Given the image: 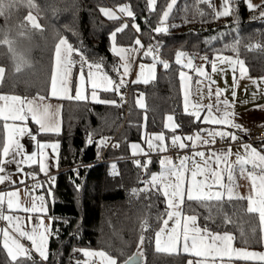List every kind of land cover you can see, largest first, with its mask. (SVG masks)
Wrapping results in <instances>:
<instances>
[{"label": "trees", "instance_id": "16d2710c", "mask_svg": "<svg viewBox=\"0 0 264 264\" xmlns=\"http://www.w3.org/2000/svg\"><path fill=\"white\" fill-rule=\"evenodd\" d=\"M168 1L156 0L154 10L150 11L146 0H33L34 9H29L24 0L18 8L5 9V15L0 16V40L7 35L13 40L16 52L23 53L28 60L17 72L8 45L0 44V66L6 70L0 81V93L22 97L46 95L53 49L61 35L80 48L90 62L101 63L99 70L116 81L120 75L116 68L120 73V67L110 51L108 37L122 24L126 27L116 33V44L131 46L137 37L146 47L161 43L160 54L169 62L167 69L158 66L153 81L143 85L131 83L126 115L119 106V96L113 91L101 95L116 100L115 105L64 102L62 131L56 136L60 142L59 172L52 182L43 179L39 188L52 218L48 258L46 261L34 258L36 264H74L81 261L80 249L104 251L123 261L137 251L142 234L140 224L144 219L150 227L143 232L141 264H185L183 255L154 249L155 231L167 212L163 195L155 189L136 194L132 190L143 189L144 182L158 165L156 159H150L147 171L138 168L128 157V146L140 140L143 128L149 134L162 131L163 116L169 112L180 125L178 131L189 132L199 127L198 122L190 123L181 109L178 51L183 53L182 57L202 56L209 60L219 53L238 58L251 76L264 75V16L261 15L264 3L250 10L243 0H230V14L218 18L211 2L177 0L168 21L181 25L165 33H156L153 29L160 22ZM105 5L116 8L127 5L135 18L122 14L117 20L105 19L100 13ZM29 11L37 16L42 25L40 30L33 29L24 19ZM133 24L138 25L140 31ZM20 31L27 35L20 36ZM237 39L238 44L235 43ZM233 46L237 51H233ZM70 61L74 71L89 69L87 64L81 65L75 52ZM136 92L143 95L144 109L136 106ZM89 136L92 143H88ZM106 136H115L118 147L105 151L104 159L108 161L95 164L103 152L101 138ZM1 140L0 125V147ZM112 164L115 169L110 167ZM182 211L197 215L200 227L208 226L212 232H230L237 246L260 247L258 219L246 211L243 200L206 201L204 204L186 200ZM225 215L231 222H224ZM19 260L25 261V258ZM0 264H13L1 249ZM25 264H32V261H25Z\"/></svg>", "mask_w": 264, "mask_h": 264}, {"label": "snow or ice", "instance_id": "6c2138e0", "mask_svg": "<svg viewBox=\"0 0 264 264\" xmlns=\"http://www.w3.org/2000/svg\"><path fill=\"white\" fill-rule=\"evenodd\" d=\"M24 0H0V16L5 15V9H13L18 8ZM228 0H222L221 10L216 12L215 15L217 17L221 15H229L230 8L225 7V4ZM27 6L29 9H34L36 5L33 3V0H26ZM247 7L251 10L254 5L245 0ZM175 4V0H170L167 4L166 9L163 11L162 15L160 16V25L164 24V21L167 19L170 10L172 9L173 5ZM147 7L149 10H154L155 7V0H148ZM209 7H212L209 4ZM118 11L124 15L129 17H134V13L131 11L130 7L127 5H120L118 6ZM100 12L106 16L108 19H117L115 12L108 8H100ZM264 16V12L261 13ZM24 19L31 25L33 29L40 30L42 25L38 22L37 16L33 15L32 11H29L28 15L24 17ZM24 26L21 25V28ZM126 25H121L120 27L115 28L114 31L109 33V41H110V51L113 55L118 56L120 61L123 62V75L117 82L114 78L107 75L106 73H101L99 78L97 79L96 73L93 72V69L99 70L102 67V64L99 62L93 63L90 62L87 56L81 51L80 48L74 47L66 37L59 36L58 41L55 44V55H54V62L52 64L51 70V91L50 95L52 97L57 98H64L67 97L68 99H76L81 100L87 99L86 95L82 94L81 91V84L80 79L77 80L76 89H75V96L69 95V88L66 82L67 78V64L71 61L68 57L72 53H76L80 57L81 65L87 64L89 68V73L87 80L91 84L93 88L92 92V99L98 100L97 93L95 91L96 88L100 87L103 88L104 91H113L116 95L120 96V88L124 85L125 80L123 76H127L129 72V64H128V53L129 49L123 48L116 44V33L123 30ZM133 27L140 31L139 26L133 24ZM155 32L159 33L161 31H167L166 27L157 26L153 29ZM20 36H26L27 33L24 31L19 32ZM215 39V37H213ZM236 44L239 43L237 39ZM0 44L8 45L9 51L13 54V59L16 61L15 70L19 72L22 67H24L27 63V57L23 53H17L14 47V42L10 39L7 35L4 39L0 40ZM136 45H141V41L137 38L135 40ZM131 51H138V49H132ZM233 51H237L235 46H233ZM144 55H152L153 63L151 65H141V68H147L148 72L145 75V79L143 80L144 83H147V77L154 75L156 63L160 62L163 64V67L167 69L169 64L167 61H159V58L154 55L152 51L151 45L148 49L144 50ZM183 53L177 52L176 53V63L181 64ZM205 59H207L205 57ZM216 59H219L221 63H228L233 67V71H235V66L239 65V71L241 75H245L247 69L245 68L244 62L239 60L238 58L233 57H222L217 56ZM184 67L191 68L192 63L191 60L188 61ZM115 67V66H114ZM216 64L215 60L213 61V70L215 71ZM5 68L0 66V81L3 80L5 74ZM116 71L119 73V68H116ZM195 71L199 74L206 75L203 72L202 68H196ZM142 73H137V79L132 81L133 83L140 82ZM181 78V91L184 90V79L185 73L183 71L180 72ZM264 79V78H262ZM200 83V81H197ZM210 85L215 83L214 81L209 82ZM236 78H233V86H235ZM224 90L217 88L215 91L216 96V103L213 105L209 103L207 106L200 105V104H191L189 103V97L185 94L184 97V113L190 118V123H203L208 125H219L221 127L209 129V128H199L196 133L187 136H180L173 134L171 137L172 143L174 146H177L181 149L185 148L187 145L185 141L191 142L193 148L197 146L198 143L207 145L209 143H214V137L219 136L222 139L225 137H230L232 141L237 140V135L232 132L228 131L227 129H242V126L238 123H235L232 119L234 113L229 111V101L227 99L221 100V95ZM209 95L211 96L212 93L209 91ZM235 91L232 92L233 98L235 97ZM41 100L44 98L41 97ZM0 119L5 121L3 125V145L2 149H0V173H4L6 170V165L9 163H15L17 165V171H21L20 164L27 163L28 161H32L33 157L37 155L36 152H32L31 154L25 153L20 160H17L16 157L20 156L22 152L25 151V146L21 143V137L27 135L32 140H36V132L39 133H59L60 126L58 121L52 119L53 113L50 112L52 108L51 105L48 104H40L36 103L32 100H26V98H22L17 95H6L0 94ZM100 103L104 104H117V101L114 99H104L98 100ZM137 104L140 106V100H137ZM221 104L223 108H221ZM207 108L205 112L204 109ZM58 111V109H57ZM204 113L201 115V113ZM219 113V115H217ZM31 117L32 121L38 126L35 132L31 130L26 121L28 117ZM18 121L20 123H13L9 124L7 121ZM171 121L172 123H169ZM165 128H169L175 132V129L180 127L177 124L172 116H167L165 118ZM207 133V138L201 137L200 133ZM156 140L161 141L160 145L157 147L160 148L161 151L164 150L163 141L165 140V136L163 133L154 134ZM107 140L106 137L101 138V142H105ZM39 149H40V160H39V167L41 172H45V161L43 158L44 149L49 145L45 142H38ZM88 143H92L91 136H89ZM147 144L149 149L153 148V138H148ZM55 151L57 145L56 143H52L50 145ZM245 149V155L241 156L239 153H236V161L235 164L240 166L241 172H243L244 165L252 164L254 168H260L261 172L258 177H252V173H249L250 178H253V189L252 195H250L247 200V209L248 213H258L259 215V224H260V239L264 241V154L258 152L254 147L251 145H241ZM99 148V143L97 144ZM131 149L133 150V156L144 153V149L140 147V145L136 143H132L130 145ZM232 154L231 148L228 151H220L219 153L209 150V160L214 159L217 165L216 169L211 170V182H208L207 179L205 180H194L189 179L187 185L185 186L184 180V172L188 171L187 161L188 157H180V163L178 166L171 165V161L167 160V158L160 159L161 171L159 173H152L150 178L144 182L143 189H133V194H136L138 191H148L149 189H155V191L159 194L163 195L164 203L167 206V214L166 218L163 219V224L155 231V245L156 249L159 251L163 248L165 251H172L173 249L179 250L178 246L183 243V250L186 253H191L196 255L197 257L200 256H228L229 259L233 255L242 258V259H253L258 258L260 260H264V253L259 252H251L246 249H233L231 244L233 240V236L230 232L225 231L223 233L220 232H212L208 226L199 227L196 224L197 215H182V211L180 206L184 204L185 197L187 202H198L204 204L206 201H222L225 196H227L228 200L231 201L236 194L233 191V171L234 166L233 164L228 163V157ZM193 156H199L201 159L204 157L203 151H195ZM35 162V161H33ZM133 163L138 168H143L145 171L148 170V166L151 163L150 159L144 160H133ZM223 163L224 167L220 168L219 165ZM193 169L191 170V177L195 178L198 175L204 176L210 169H209V161H203V166L197 164L195 159L192 160ZM111 168L115 169V164L110 166ZM227 172L228 183H224L223 180V173ZM172 176L175 177V182L170 181L168 178ZM5 179L4 175H0V182H3ZM259 180V186L257 187L256 180ZM23 182V181H21ZM159 185V187H157ZM214 186L216 188L214 189ZM79 187V186H77ZM226 189V191H225ZM8 201L7 207L9 211L13 210H21L20 205L14 202V198L17 196L16 192H9L8 194ZM239 199H244L243 197H238ZM4 202V193H0V206L3 205ZM205 206H208L205 204ZM25 212L31 213L33 211H39L41 213L46 212V209L41 206L39 209L36 208L35 204L31 208L24 207L22 209ZM0 218L4 219L8 222L9 226L12 228L13 232L17 234L20 238H26L27 240L31 241L32 250L35 251L39 255L42 260H47V248H46V237L50 235V228L44 227L42 224V220L44 217H40L41 219V227L43 228L42 231H38L33 229L32 232H28L23 230L19 224V218L13 217L12 215H3L0 213ZM17 222L13 224V220ZM49 219V223H51V218ZM169 221L172 222V226L169 229L168 224ZM225 223L231 222L229 217L225 215ZM182 226V227H181ZM142 234L139 237V241L137 243V252L133 253L132 255L128 256L123 261H119L117 257L107 254L104 251L98 252H89L84 249H80V251L87 257V256H97L101 259V264H138V260L140 255H142V248L145 236L143 234L144 231L149 229L150 224L147 219L141 221L140 224ZM206 240H209L210 243H206ZM3 244L4 250L7 252V256L13 264H25V261H32V264H36L35 259L33 258L31 251L27 249L23 244L19 242V240L12 236L8 228L3 230V240L0 241ZM23 256L25 261L19 260L18 257ZM189 264H203L202 261L192 262L189 261Z\"/></svg>", "mask_w": 264, "mask_h": 264}, {"label": "crops", "instance_id": "0c3cea01", "mask_svg": "<svg viewBox=\"0 0 264 264\" xmlns=\"http://www.w3.org/2000/svg\"><path fill=\"white\" fill-rule=\"evenodd\" d=\"M147 4H148V0ZM206 2H211L214 6V11L215 13L221 10V4L222 0H204ZM245 3V0H243ZM170 0L168 1V3ZM177 0H175V3ZM249 3L254 5V7L251 9H256L259 5L264 3V0H248ZM167 3V4H168ZM246 4V3H245ZM155 5H156V0H155ZM175 5V4H174ZM173 5V7H174ZM247 6V4H246ZM104 8L111 9L113 12H115L116 16L118 17L117 19H120L122 17V13L118 11V7H114L111 5H105L103 6ZM167 7V6H166ZM172 7V9H173ZM225 7L230 8V0L225 4ZM102 8V7H101ZM155 8V7H154ZM248 8V7H247ZM149 9V8H148ZM166 9V8H165ZM170 10V12L172 11ZM249 9V8H248ZM153 11V10H151ZM169 12V15H170ZM101 13V12H100ZM230 14V13H229ZM101 15L105 18L108 19L106 16H104L102 13ZM168 15V17H169ZM227 15H221L218 18H223L226 17ZM167 19L164 21L163 26L169 23ZM217 17V16H216ZM117 19H108V20H117ZM157 26H161L160 22L158 23ZM166 32V31H163ZM138 38V37H137ZM136 38V39H137ZM139 39V38H138ZM140 40V39H139ZM58 41V40H57ZM141 41V40H140ZM57 43V42H56ZM55 43V44H56ZM118 45V44H117ZM141 45H143V48L140 47V45H136L135 41L134 44L131 46H121L123 48L129 49L128 53V64H129V72L127 76H123V79L125 80V83L130 82L132 84H147L151 81H153L156 78L157 71H158V66L162 68L158 63H156L154 75L148 76L147 77V83H144L143 80L145 79V75L147 74L148 70L147 68H141V65L145 64H152L153 59L150 57V55L145 56L144 55V50L148 49L142 42ZM120 46V45H119ZM154 47H159L157 44ZM132 49H138V51H131ZM113 54V53H112ZM54 55H55V45L53 49V55H52V62H51V70H52V64L54 62ZM71 56V55H70ZM70 56L68 59L70 60ZM115 56V55H114ZM217 56H222V57H227L223 54H214L209 60L205 59V57L199 56L192 58L190 56H184L181 59V71H186L188 73V76L186 78V82L184 81V90L183 92L181 91V78H180V72H179V90H180V105L181 109L184 112V97L185 94L188 95L189 97V103L190 105L195 103V104H200L207 106L209 103H212L215 105L216 103V96H215V91L217 88L223 89L224 91L222 92L221 95V100L227 99L229 101V111L234 113L232 116V119L235 123H238L242 126V129H227L228 131H232L237 135V140L232 141L229 138V144H224V143H217L215 141V138H218L219 136L214 137V143H209L207 145L198 143L195 148H193L191 142L185 141L186 147L181 149L177 146H174L171 140V137L173 134L180 135V136H187V135H192L197 132L199 128H209V129H214V128H219L221 126L219 125H208V124H203L198 122L199 127L196 129H193L192 131L189 132H180L178 131V128L175 129V132L173 133V130L169 128H165V118L167 116H172L173 120L176 122V119L172 113H166L163 116L162 119V124H163V130L155 133H147L144 128L143 132L141 134V138L138 141L131 142L128 146V157L131 160H144V159H156L158 168L153 171L152 173H159L161 171V165H160V159L161 158H167V160L171 161V165L173 166H178L180 163V157L187 156L189 159L186 162L188 171L184 172V180H185V186L187 185V182L189 179H194V180H205L207 179L208 182H211V170L216 169L217 165L215 163V160H209V154L208 156H205L206 151L212 150L214 152L219 153L220 151H228L229 148H231L232 154L227 158L228 163L233 164L234 166V171H233V179H232V184H233V191L236 194V196L232 200H243L246 209H247V203L248 200L247 198L252 195V189H253V178L258 177L261 169L260 168H254L252 164H247L244 165V171L241 172L240 166L235 164L236 161V153H239L241 156L245 155V149L241 146L244 144L251 145L254 147L258 152L261 154H264V142L263 143H253V144H248V143H243V134L247 130H256L260 131L261 133L264 134V75L261 76H251L248 73V70L246 71L245 75H241L239 71V65L235 66V71H233V67L229 65L228 63H221L219 59H216ZM118 59L119 62V67H120V75L118 78H121L123 75V62L120 61V58L118 56H115ZM191 60L192 67H184L183 65H186L187 62ZM215 60L216 68L215 71L213 70V61ZM147 66V65H146ZM196 68H202L203 72L206 75L199 74L195 71ZM247 69V67L245 66ZM51 70H50V78H49V85H48V90L46 92V95H39V96H26L22 98H26V100H32L36 103L40 104H48L51 105L52 108L50 109V112L53 113L52 119L58 121L59 126H60V132L59 133H39L36 132V140H32L30 137L25 135L24 137L19 138L21 143L25 146V151L20 154V156H17L16 159L20 160L21 157L27 153L31 154L32 152H36L37 155L33 157L32 161H28L27 163H21L20 164V169L21 171H17V165L15 163H9L6 165V170L4 173H0V175H4L5 179L3 182H0V193H4V202L3 205L0 206V213L3 215H12L13 217H18L19 218V224L23 230H26L28 232H32L33 229H36L38 231H42L43 228L41 227V219L40 217H44L42 220V224L44 227H49L50 228V235H51V227H52V218L49 216V211H48V206L45 197L43 196L41 192H39L40 185H38V189L35 190L31 187V185H26L25 184V179L30 178L31 181H35V179L39 177H54L58 172V159H59V151H60V142L56 139V136L59 135L62 131V110H63V104L66 101H89L94 104H104L98 102V100H104L107 98L102 97L101 93L102 92H112V91H104L103 88H96L95 91L97 93L98 100H93L92 99V92L93 88L91 87V84L88 82L87 77L89 73V69L86 72L83 71H74V69L71 67L70 63L67 64V78L66 82L68 84L69 88V95L75 96V89H76V83L77 80L80 79V84H81V91L83 95L87 96V99H81V100H76V99H68L67 97L64 98H57V97H52L50 95L51 91ZM93 72L96 73L97 79L99 78V75L103 73L100 70L93 69ZM140 72L142 73L141 75V80L140 82L133 83L132 81H135L137 79V73ZM236 78V83L235 86H233V78ZM197 81H200V83H197ZM210 81H214L215 83H212L210 85ZM124 83V84H125ZM186 83V84H185ZM209 91H211L212 95H209ZM235 91L236 95L233 98L232 92ZM141 93V92H140ZM0 94H6V93H0ZM142 94V93H141ZM6 95H15V94H6ZM19 96V95H17ZM43 97L44 99L41 100L40 98ZM137 98V97H136ZM139 98V96H138ZM141 100L143 102L141 105H137L138 109H144L145 107V100L143 98V95L140 96ZM3 102H0L2 104ZM135 103L136 99H135ZM223 108V105L221 104L220 106ZM58 109V111H57ZM204 111H207V108L205 107ZM204 113L202 112L201 115ZM219 115V113H217ZM10 125L13 123H20L18 121H7ZM5 121L3 119H0V125H1V131H2V140H1V147L3 145V125ZM28 127L35 132L37 129V125L32 121L31 117L29 116L27 121H26ZM169 123H172L169 121ZM177 123V122H176ZM158 133H163L165 136V140L163 141L164 145V150L161 151L157 145L161 144V141L156 140L154 137V134ZM201 137L207 138V133H200ZM153 138V148L149 149L147 140L148 138ZM221 138V137H219ZM226 138V137H225ZM38 142H45L49 146L44 149V154L43 158L45 161V172L40 171L39 167V160H40V149H39V143ZM52 143H56L57 147L55 151H53L52 147L50 146ZM132 143H136L140 145L141 148L144 149V153L138 154L133 156V150L131 149L130 145ZM180 151L181 153L178 155V162L177 164L172 163V156H171V151ZM195 151H203L204 152V157L201 159L199 156H193V153ZM195 159L197 164H200L203 166V161H209V171L204 175L200 176L198 175L197 177L193 178L191 177V170L193 169V164L192 160ZM35 161V162H33ZM220 168L224 167V164L221 163L219 165ZM252 173V177L250 178L249 173ZM151 173V174H152ZM151 174L147 178V180L150 178ZM142 179L144 180V175H142ZM170 181L175 182V177L170 176L168 178ZM223 180L224 183H228V177H227V172L223 173ZM23 181V182H21ZM257 187L259 186V180H256ZM159 186V185H157ZM216 186H214V189ZM226 191V189H225ZM9 192H16L17 196L14 198V202L18 203L20 205L21 210H13L9 211L7 207V201H8V193ZM238 197H243L244 199H239ZM185 197V201H186ZM223 200H228L227 196L223 198ZM35 204L36 208L39 209L41 206H43L46 209V212L41 213L39 211H33L31 213L25 212L22 209L24 207L31 208ZM183 205V204H182ZM182 205L180 206L181 211H182ZM167 214V212H166ZM256 215L258 219V224H259V215L258 213H252ZM182 215H192V214H184L182 211ZM51 218V223H49V219ZM166 218V216H165ZM17 221L14 219L13 224H15ZM163 224V222H162ZM161 224V225H162ZM196 224L199 226L198 222L196 221ZM160 225V226H161ZM172 226V222L169 221L168 228L170 229ZM182 227V226H181ZM200 227V226H199ZM5 228H8L9 233L16 237L21 244H23L27 249L31 251V254L33 258H36L38 260H42L37 253H35L34 250H32L31 246V241L27 240L26 238H20L17 236L15 232H13L12 228L9 226L8 222L5 221L4 219L0 218V241L3 240V230ZM259 229H260V224H259ZM223 233V232H221ZM50 235L46 237V248H47V256H48V245H49V240H50ZM233 236V235H232ZM261 241V239H260ZM206 243H210L209 240H206ZM233 249H246L251 252H259V253H264V241H261L260 247L259 248H247V247H241L237 246L234 243V236L231 244ZM179 250L177 251L176 249H173L172 251H165L163 248L161 250L156 249L155 245V237H154V249L157 252L160 253H165V254H179L183 255L186 258L185 264H189V261L196 262V261H202L203 264H264V260H260L258 258H253V259H242L239 258L235 255L229 259L228 256L220 257V256H200L197 257L194 254L191 253H186L183 250V243L178 246ZM0 249L3 251V253L7 256V252L3 248V244L0 243ZM89 252H98L99 250H93V249H84ZM82 253V252H81ZM82 255L84 256V259L87 261L85 264H101V259L97 256H85L83 253ZM8 258V256H7ZM24 258L23 256L18 257V259ZM9 259V258H8Z\"/></svg>", "mask_w": 264, "mask_h": 264}, {"label": "built area", "instance_id": "2783aa9c", "mask_svg": "<svg viewBox=\"0 0 264 264\" xmlns=\"http://www.w3.org/2000/svg\"><path fill=\"white\" fill-rule=\"evenodd\" d=\"M152 51L154 53L155 56H157L159 58V61H164V59L162 58L160 51L158 50L157 47H153ZM150 57L153 59L152 55H150ZM160 66H163L162 63L157 62ZM130 82L125 83L124 85H122V87L120 88V92L121 95L119 96V106L120 108L123 110L124 115H126L128 113V101H129V95H130ZM140 95V92H136L135 93V97H138ZM107 140L105 142H101V145L103 147V152L101 153V155L99 156V158L97 159V161H95V164L98 163H104L108 160L104 159V153L107 149L113 148L116 149L118 147L117 141L115 139V136H106ZM215 141L217 143H224V144H229V138H215ZM243 143H248V144H253V143H263L264 142V134L261 133L260 131H256V130H247L246 132H244L243 134V139H242ZM180 151H171V160L173 164H177L178 162V155L180 154ZM208 151H206L205 156H208ZM110 161V160H109ZM93 163H91L90 165H92ZM54 177H39L37 179H35V181H31L30 178H26L25 179V184L26 185H31V187L35 190L38 189V185H40V182L43 179H47L49 181H53Z\"/></svg>", "mask_w": 264, "mask_h": 264}, {"label": "rangeland", "instance_id": "374dc122", "mask_svg": "<svg viewBox=\"0 0 264 264\" xmlns=\"http://www.w3.org/2000/svg\"><path fill=\"white\" fill-rule=\"evenodd\" d=\"M181 24H180V22H169L168 24H166L165 26H163V25H161L162 27H166L167 28V31L166 32H168V31H170V30H173V29H176L177 27H179ZM157 27V26H156ZM157 33V32H156ZM159 33H165V32H163V31H161V32H159ZM155 44H157L158 46H161V43H155ZM155 45L154 44H152L151 45V47L153 48ZM149 47V46H148ZM147 47V48H148ZM160 47H158V50H160L159 49ZM163 59H164V61H167L164 57H162ZM168 62V61H167ZM188 63V62H187ZM168 64H169V62H168ZM145 65H151V64H145ZM162 69H165L163 66H162ZM148 70V69H147ZM184 73H185V79H184V81L186 80V78L187 77H189L188 76V73L186 72V71H183ZM186 82V81H185ZM186 84V83H185ZM142 94L140 93V95H139V98L137 97L136 98V102H137V100H140V103H142L143 102V100H141V98H140V96H141ZM137 104V103H136ZM138 105V104H137ZM137 252V251H136ZM140 259L142 258V255H140V257H139ZM87 261L84 259V256L82 255V258H81V261L80 260H77V261H75L74 262V264H85Z\"/></svg>", "mask_w": 264, "mask_h": 264}, {"label": "water", "instance_id": "95a60500", "mask_svg": "<svg viewBox=\"0 0 264 264\" xmlns=\"http://www.w3.org/2000/svg\"><path fill=\"white\" fill-rule=\"evenodd\" d=\"M141 262H142V258H141V259L139 258V260H138V264H141Z\"/></svg>", "mask_w": 264, "mask_h": 264}]
</instances>
